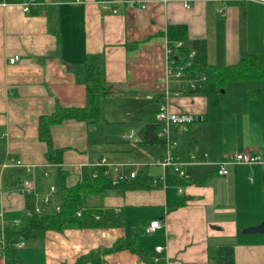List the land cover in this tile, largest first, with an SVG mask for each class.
Wrapping results in <instances>:
<instances>
[{"label": "crops", "instance_id": "crops-1", "mask_svg": "<svg viewBox=\"0 0 264 264\" xmlns=\"http://www.w3.org/2000/svg\"><path fill=\"white\" fill-rule=\"evenodd\" d=\"M22 2L0 0L1 223H19L46 207L42 196L50 185L56 191L61 177L66 186L76 184L101 158L105 175L136 171L142 183L88 197L87 205L111 211L116 224L47 229L21 246L22 264H73L81 257L85 264H150L128 248H114L127 236L165 264H264V232L243 231L264 219V165L233 157L251 152L264 159V85L236 80L218 91L165 97L180 82L167 75L164 35L168 24L184 23L189 38L205 40L208 63L229 65L250 50H264V3L37 0L24 11ZM87 54L103 59L108 94L100 119L53 124L50 140L60 161L51 162L39 118L57 106L85 105L86 88L75 67ZM13 55L19 58L10 63ZM253 89L257 97L249 95ZM162 104L193 118L178 127L176 139L175 151H187L189 141L193 154L182 164L183 179L171 166L158 165L160 151L144 144L145 128ZM222 161L226 175L217 172ZM25 178L32 179L30 192L17 190ZM154 219L160 227L146 232ZM0 264L13 263L0 254Z\"/></svg>", "mask_w": 264, "mask_h": 264}, {"label": "trees", "instance_id": "trees-1", "mask_svg": "<svg viewBox=\"0 0 264 264\" xmlns=\"http://www.w3.org/2000/svg\"><path fill=\"white\" fill-rule=\"evenodd\" d=\"M168 46L172 49L170 58L174 65L183 66V78L196 81V88H188L185 93H207L212 88H224L228 81L264 80V50L256 49L248 51L238 61L218 66L208 63L206 57V42L203 38H189L188 29L184 23L168 24L164 31ZM180 42L176 46L175 43ZM77 79L85 85L86 103L83 107L57 106L50 115H42L39 118V137L47 144V159L51 162L60 161V151L52 147L50 140V127L60 123L66 118L97 122L100 119V105L108 90L104 88L103 59L100 54H87L84 60L76 65ZM249 95L257 97L258 89L249 91ZM178 126L170 125V140L178 138ZM144 144L158 149L159 158L167 151V140L162 133V123L155 119L145 128ZM184 145V143H183ZM187 151L171 150L172 156L184 162L189 159V141L185 142ZM56 154V155H55ZM54 155V156H53ZM96 175L92 176L91 172ZM179 179H183L178 176ZM57 189L53 198L46 203V207L39 212L31 211L24 215L19 223L3 224L0 221V254L13 264H22L20 257L21 246L30 240H39L47 229L61 231L67 227H98L108 224H116L111 211H101L94 206L87 205L89 196L105 192L109 189H126L142 186L138 176L112 183V178L104 174L103 167H93L82 173L80 181L72 186H66L63 178L56 182ZM54 204H50L51 202ZM55 205L59 210H55ZM77 211H80L77 214ZM128 248L138 253L150 264H165L164 259H153L147 251L138 245L135 236L123 238L114 248ZM65 264V263H62ZM73 264H85L84 258H79Z\"/></svg>", "mask_w": 264, "mask_h": 264}, {"label": "built area", "instance_id": "built-area-1", "mask_svg": "<svg viewBox=\"0 0 264 264\" xmlns=\"http://www.w3.org/2000/svg\"><path fill=\"white\" fill-rule=\"evenodd\" d=\"M37 0H23L21 6L22 10L27 11L28 5L30 3L36 2ZM74 1H81V0H74ZM264 3V0H259ZM188 5V4H184ZM114 11V9H113ZM176 46L180 45V42L175 43ZM165 53H166V59H167V75L168 77L177 80L180 82L179 86L172 90L171 92L167 91L165 92V97L171 93L172 95H179L181 93H184L188 88H196V81L192 79H186L183 78V66L182 65H174V60L170 58V55L172 53V49L168 46L166 42L165 46ZM19 58L18 55H13L9 58V62L13 63ZM146 98L150 99L151 95L146 94ZM156 119L162 123V133L164 138L167 140V151L165 152L164 156L161 158H158L157 164L160 166H171L173 171L176 173V175L186 178L187 175L184 172L182 168V161H179L175 159L172 156L171 150L175 148L177 141L176 140H170V125H177L179 128L183 129V126L192 121V116L189 114H179L174 113L168 110L166 104H162L160 107V110L156 114ZM132 134V133H131ZM130 134V135H131ZM262 151H264V146L262 148ZM234 160L241 163H262L264 165V159L261 157L258 153H251V152H240V153H234L233 154ZM190 158H193V154L190 155ZM10 159L13 161V164L15 166H21L26 169V171H31V168L29 165H25L22 163V161L15 157H10ZM226 162L222 161L218 165L217 172L220 175H226L228 173V170L226 168ZM96 166H103L105 165V158H101L99 161L96 162ZM92 176H95V171L91 172ZM136 176V171H130L129 173L126 172H120L116 176L112 178V183H118L120 180L123 179H130ZM33 189L32 187V179L31 178H25L22 179L17 186V190L20 192H30ZM55 193V186L50 185L46 193L42 196V200L46 203L49 202L52 198V195ZM40 208L36 207L33 211L39 212ZM55 210H59V206L55 205ZM29 213V212H28ZM80 211H77V214H79ZM15 223H18V221H15ZM160 227V222L157 219L151 220L147 227L145 228L146 232H151L156 228ZM23 242H20L18 246H22ZM157 250H161V246L155 247Z\"/></svg>", "mask_w": 264, "mask_h": 264}, {"label": "water", "instance_id": "water-1", "mask_svg": "<svg viewBox=\"0 0 264 264\" xmlns=\"http://www.w3.org/2000/svg\"><path fill=\"white\" fill-rule=\"evenodd\" d=\"M244 232L246 233H260V232H264V219L253 226H248L246 228L243 229Z\"/></svg>", "mask_w": 264, "mask_h": 264}, {"label": "rangeland", "instance_id": "rangeland-1", "mask_svg": "<svg viewBox=\"0 0 264 264\" xmlns=\"http://www.w3.org/2000/svg\"><path fill=\"white\" fill-rule=\"evenodd\" d=\"M251 88H259L260 86H263L264 81L262 80H251ZM264 87V86H263ZM219 89H212V91H218Z\"/></svg>", "mask_w": 264, "mask_h": 264}]
</instances>
